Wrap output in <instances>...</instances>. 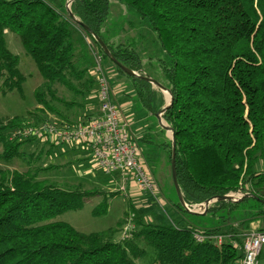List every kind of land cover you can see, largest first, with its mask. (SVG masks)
<instances>
[{"label": "trees", "instance_id": "16d2710c", "mask_svg": "<svg viewBox=\"0 0 264 264\" xmlns=\"http://www.w3.org/2000/svg\"><path fill=\"white\" fill-rule=\"evenodd\" d=\"M119 1L148 24L157 55L144 56L140 44L121 42L112 34L111 0H73L75 18L67 9L69 0H0L2 93L17 90L23 95L26 80L19 56L8 46L7 31L19 36L43 77L34 91L41 107L30 111L26 120L0 118V160L21 157L23 145L37 143L34 138L12 139L13 130L43 124L45 112L66 119L56 103L85 110L88 98L95 95L88 44L84 39L79 43L76 36L81 31L115 71L129 79L136 99L151 116L167 103L163 91L144 76L171 91L173 99L163 117L175 134L176 175L187 204L238 190L250 195L214 200L206 213H196L180 203L173 181V205L190 223L146 222L144 211L135 210L139 228L115 240L112 229L85 233L67 221L53 220L83 208L97 190L62 188L38 179L30 169H0V264H137L147 246L155 252L154 264H236L243 251L231 240L242 245L252 223L264 231V0ZM82 23L139 75L116 65ZM157 145L163 146L172 169V140L161 139ZM99 193L103 199L94 215L106 214L109 195L116 194ZM191 215L204 219L195 223ZM196 230L210 236L226 233L229 238L219 245L209 238L198 242Z\"/></svg>", "mask_w": 264, "mask_h": 264}, {"label": "rangeland", "instance_id": "374dc122", "mask_svg": "<svg viewBox=\"0 0 264 264\" xmlns=\"http://www.w3.org/2000/svg\"><path fill=\"white\" fill-rule=\"evenodd\" d=\"M109 26L112 34L116 35L121 42L131 39L136 44H140L139 52L142 55L155 56L158 54L157 50L159 49L157 48L155 35L148 24L140 21L134 10L122 4L119 0H111ZM120 31L124 32L118 37ZM76 36L79 39V43L80 39H84L87 42L93 61L92 65H95V54L99 53L96 44L91 42L87 36L85 37L81 31H78ZM6 38L10 50L20 58L19 68L25 75L26 80L23 84V95L17 90L4 94L1 91L2 78H0V118L5 121L14 118L26 120L30 111L41 107L35 99L34 91L42 83L43 77L34 59L24 49L19 36L12 31H7ZM102 62L107 71L115 72L114 66L104 57ZM120 77H116V81H125ZM60 91L65 93L67 97L71 96L70 92L64 87H61ZM164 97L167 101H170V94L167 91H164ZM56 105L67 116L66 119L69 120L74 119L81 112H85L84 109H80L77 106L69 109L62 103H56ZM63 118L53 112L41 114V119L44 121L65 120ZM158 121L157 119L155 120V126H157L152 128L155 136L148 135V139H139L138 141L144 159L152 168V173L156 177L158 185V193L146 192L145 199L140 194L133 196L128 184L123 187L124 183L120 174H106L93 167L89 154L80 148L53 146L38 141L37 143H27L22 146L23 156L8 162L1 159L0 169L8 171H27L30 169L32 172H37L36 176L38 179L52 182L62 188L70 189L78 186L88 190H97L98 193L96 195L89 197L85 201L83 208L67 210L53 220L67 221L79 231L85 233L112 229L114 232L113 238L122 240L130 237L133 231L139 228L135 220L137 210L142 209L144 211L143 220L146 222L179 220V216L173 212V209H176L173 203L177 201V195L173 187L172 169L168 164L165 152L162 150L163 146L157 145L161 143V139L172 140V131L164 129ZM163 123L168 125L164 117ZM261 166H264V158L260 162ZM99 191L116 194L109 195V205L106 214L94 215L92 213L94 207L103 199V194H100ZM169 199L172 201H169ZM189 218L195 223H201L204 219V217L195 215H191ZM252 230L259 231L256 223H254L250 231ZM146 250L145 256L137 259V264H154V250L148 246Z\"/></svg>", "mask_w": 264, "mask_h": 264}, {"label": "built area", "instance_id": "2783aa9c", "mask_svg": "<svg viewBox=\"0 0 264 264\" xmlns=\"http://www.w3.org/2000/svg\"><path fill=\"white\" fill-rule=\"evenodd\" d=\"M103 56L95 54L91 72L96 77L99 114L77 122L47 120L38 126H25L12 131L11 138H34L56 146H70L86 151L93 167L106 174H120L125 184L134 183L141 192L158 193V185L151 168L144 159L142 149L131 134L130 120L114 98L111 72L103 65ZM235 199L244 194L241 190L231 192ZM191 212L206 210L205 201L185 205ZM196 241L213 239L219 245L229 236L226 233L207 235L194 231ZM232 244L242 249L243 256L236 264H261L264 251V231L252 230L244 234L242 245L232 239Z\"/></svg>", "mask_w": 264, "mask_h": 264}, {"label": "crops", "instance_id": "0c3cea01", "mask_svg": "<svg viewBox=\"0 0 264 264\" xmlns=\"http://www.w3.org/2000/svg\"><path fill=\"white\" fill-rule=\"evenodd\" d=\"M122 31V30H121ZM119 32V37L121 36L123 32ZM95 60V59H94ZM94 66V65H92ZM111 81H112V88L114 92V98L115 100L119 103V105L122 108V111L126 117L129 118L130 120V129H131V134L134 136V138L139 141V139H148V135H154V130L152 129L153 127L155 128V120H159L158 117H154L152 119V116L146 111V109L141 106V102L138 101L135 97V89L134 87L130 84L129 80L122 75H120L118 72H111ZM121 76L123 80L125 81H116V77ZM120 77V78H121ZM154 85V84H153ZM157 87L156 85H154ZM159 88V87H158ZM97 90V86H96ZM162 90V89H161ZM164 93V90H162ZM95 95L93 94L91 97L88 98V101L86 103V108L85 112H81L78 114L75 118V120H69L72 122H77L83 120V116H86L90 114L91 116L93 115H98L99 114V99L97 97V91H95ZM166 97V95H165ZM167 101V99H165ZM137 102V104H136ZM169 102V101H167ZM166 102V103H167ZM139 103V104H138ZM90 117V116H89ZM65 119V118H63ZM67 120V119H65ZM68 121V120H67ZM155 122V123H154ZM159 123V121H158ZM155 136V135H154ZM74 148V147H73ZM90 158V156H89ZM155 177V176H154ZM156 179V177H155ZM129 188L132 191V195H141L143 199H145V193L146 192H141L138 187L134 183L129 184ZM174 214H177L179 216V221L180 222H185V218L183 215L180 214V212L177 211V209H173ZM177 216V217H178ZM187 223L188 220H186ZM254 226V223H252V227ZM263 256H264V251L261 257V264H263Z\"/></svg>", "mask_w": 264, "mask_h": 264}, {"label": "water", "instance_id": "95a60500", "mask_svg": "<svg viewBox=\"0 0 264 264\" xmlns=\"http://www.w3.org/2000/svg\"><path fill=\"white\" fill-rule=\"evenodd\" d=\"M73 0H69L68 4H67V9L70 13V15L73 16V13L71 11V2ZM74 17V16H73ZM75 18V17H74ZM82 26L87 30L89 31L90 33H92L95 37V39L99 42V44L101 45L102 49L104 50V52L112 59V61L118 65L122 70H124L125 72L129 73V74H133V75H139L137 72H135L134 70H132L131 68L125 66L124 64H122L119 60H117L112 54H111V51L109 49V47L107 46V44L101 39V37H99L97 34H94L90 28L83 24L82 23ZM147 80H149L150 82H152L154 85H156L157 87H159L160 89L164 90V91H167L169 94H170V101L169 103H167V105L165 107H163V109L157 114V117L159 119V124L164 128V129H167V130H171L172 131V144H173V153H172V163H171V166H172V176H173V181H174V185H175V188H176V192H177V195H178V198H179V201L180 203L185 207L186 205V202L184 200V197H183V194H182V191L180 189V186L178 184V180H177V175H176V162H175V134H174V131L172 129V127L170 125H166L163 123V112L164 110L171 104V101L173 99V96L171 94V91L166 88L160 81H158L157 79L155 78H152V77H147V76H144ZM250 195V193H247V194H244L243 196H248ZM242 196V197H243ZM242 197H240L239 199H241ZM219 199H225V200H233V201H236V200H239V199H235L234 196L231 194V193H228V194H225V195H220V196H217L215 198H210V199H207L205 200V203H206V210L208 208V206L210 205V203L214 200H219ZM206 210L202 213H206Z\"/></svg>", "mask_w": 264, "mask_h": 264}]
</instances>
